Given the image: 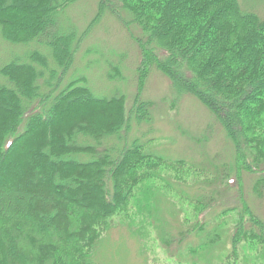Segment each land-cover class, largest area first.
<instances>
[{"label":"trees","instance_id":"1","mask_svg":"<svg viewBox=\"0 0 264 264\" xmlns=\"http://www.w3.org/2000/svg\"><path fill=\"white\" fill-rule=\"evenodd\" d=\"M72 1L0 0L3 38L50 55L34 49L25 61L0 69V264H93L90 253L112 216L126 211L131 197L136 201L133 191L142 183L140 208L151 212L154 200L157 209L152 191L160 186L152 189L147 171L153 155L138 139L127 140L131 122L152 120L153 103L143 92L153 69L168 78L172 96H195L217 118L232 143L229 168L237 167L236 179L240 172L253 175V193L264 196V16L243 0H116L139 32L141 62L128 111L125 96H95L85 77L62 88L80 39L59 25L57 14ZM112 5L100 0L92 24L105 9L120 14ZM118 76L110 67L107 77ZM223 167L213 181L226 177ZM210 194L203 200H212ZM240 202V233L230 244H264V222L242 197ZM219 217L195 232L181 231L179 248L197 236L201 243H188L190 253L201 258L220 251L225 229Z\"/></svg>","mask_w":264,"mask_h":264},{"label":"rangeland","instance_id":"2","mask_svg":"<svg viewBox=\"0 0 264 264\" xmlns=\"http://www.w3.org/2000/svg\"><path fill=\"white\" fill-rule=\"evenodd\" d=\"M109 3L113 7L117 6L115 8L120 14L116 16L105 9L93 24L100 0H73L58 12L59 25L73 28L76 38L80 39L73 63L69 65L61 85L63 88L73 79L85 77L95 96H125V106L129 111L136 95L137 68L141 62L140 49L135 40L139 32L122 7L119 8L118 3L116 5V0H109ZM241 4L250 6L264 16V0H243ZM90 24L89 32L83 35ZM34 49L50 57L47 50L43 49L46 54L34 45L9 43L0 32V69L12 61H25L28 53ZM112 66L119 71V76L114 80L107 77ZM171 88L168 78L161 71L151 70L143 97L153 103L152 120L148 124L131 122L127 138L130 142L138 139L140 143L146 144L142 150L153 155V167L149 166L147 171L154 177L155 184L150 181L152 189L156 188L155 185L160 186L157 192L152 191L157 193L154 197L158 196L159 206L155 210L153 200L151 212L147 208H140L141 186H145L142 183L133 191L136 201L131 197L126 211L112 216L109 227L99 238L98 246L90 253L92 263L202 264L205 258L215 261L212 258L220 252L218 262L213 264H264V244L258 241L253 245L248 241L236 246L230 244L232 236L239 232L237 225L240 220L236 209L241 207V197L264 222V196L261 194V197H257L253 193L252 181L255 177L240 172L236 179L237 167L229 168L233 165L230 157L234 156L232 143L225 136L217 118L195 96L187 94L174 97ZM109 142L114 143L116 140ZM222 164H226V167ZM217 167H223L228 172L221 182L213 181ZM211 181V186L202 184ZM216 189L221 193L218 194ZM182 191L186 194H182ZM210 191L215 193L213 199L203 200L210 198ZM131 216L133 222L129 220ZM216 216H221L219 222L224 224L225 229L220 251L210 250L201 258L190 253L188 243L191 247L197 242L201 243L197 236L194 240H185L182 248H179L176 240L180 239L181 231L195 227V232L198 225L210 223ZM156 218H159L158 222ZM162 227L166 230L164 236L160 230ZM170 237L171 242L166 239ZM179 252L182 254L179 255Z\"/></svg>","mask_w":264,"mask_h":264}]
</instances>
